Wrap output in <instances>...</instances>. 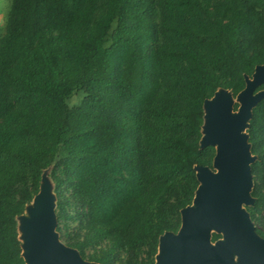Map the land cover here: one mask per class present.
<instances>
[{"label": "trees", "instance_id": "1", "mask_svg": "<svg viewBox=\"0 0 264 264\" xmlns=\"http://www.w3.org/2000/svg\"><path fill=\"white\" fill-rule=\"evenodd\" d=\"M262 64L264 0H10L0 264H24L17 218L48 170L70 248L92 249L98 264H154L159 237L191 205L194 167L212 164L214 148L199 146L204 101L220 89L235 97ZM246 133L256 157L248 211L264 238V100Z\"/></svg>", "mask_w": 264, "mask_h": 264}, {"label": "water", "instance_id": "2", "mask_svg": "<svg viewBox=\"0 0 264 264\" xmlns=\"http://www.w3.org/2000/svg\"><path fill=\"white\" fill-rule=\"evenodd\" d=\"M261 86L264 64L257 65L251 77L244 76V88L235 97L220 89L204 101L199 146L214 148L215 172L194 167L198 187L191 205L180 211L177 232L159 237L154 264H264V238L245 209L254 204L250 165L256 157L244 131L252 109L264 100V89L256 91ZM52 189L44 172L26 215L17 218L24 264H98L84 261L75 249L59 242ZM212 234L220 238L212 242Z\"/></svg>", "mask_w": 264, "mask_h": 264}, {"label": "rangeland", "instance_id": "3", "mask_svg": "<svg viewBox=\"0 0 264 264\" xmlns=\"http://www.w3.org/2000/svg\"><path fill=\"white\" fill-rule=\"evenodd\" d=\"M9 3H10V0H0V28L3 27L4 25V17L6 15V12L8 10V6H9ZM81 97L79 96V94H75L73 95L69 100H68V104L70 105H75V104H78L79 101H80ZM238 105V104H237ZM244 133H246V130L244 131ZM211 171L215 172V169L212 168V166L210 167ZM46 175L48 176L49 175V170L46 172ZM56 203V202H55ZM248 208L249 207H245L246 211L249 213L248 211ZM55 211V209H54ZM26 215V212L24 213V216ZM253 224H254V227L255 229L256 228H259V225L257 223H255L254 221H252ZM58 225V224H57ZM67 225V231L66 233H68L70 236L72 234V231L75 229L76 227V223L74 222H67L66 223ZM61 227V225H60ZM55 232L57 233L58 235V240L59 242H61L63 245L68 246V243H69V240L66 236V234H63V232L61 231V228L60 230H57V226L55 228ZM21 236V232H19V237ZM21 241V240H20ZM22 242V241H21ZM70 248V247H69ZM94 254V251L92 249H86L85 252H84V257H82V259L86 262H93L91 260V255ZM95 263V262H93ZM115 264H119L118 262H116Z\"/></svg>", "mask_w": 264, "mask_h": 264}]
</instances>
